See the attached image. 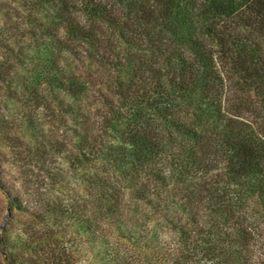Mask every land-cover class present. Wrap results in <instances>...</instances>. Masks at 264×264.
I'll return each instance as SVG.
<instances>
[{"label":"trees","instance_id":"16d2710c","mask_svg":"<svg viewBox=\"0 0 264 264\" xmlns=\"http://www.w3.org/2000/svg\"><path fill=\"white\" fill-rule=\"evenodd\" d=\"M13 1L1 264H264V0Z\"/></svg>","mask_w":264,"mask_h":264},{"label":"rangeland","instance_id":"374dc122","mask_svg":"<svg viewBox=\"0 0 264 264\" xmlns=\"http://www.w3.org/2000/svg\"><path fill=\"white\" fill-rule=\"evenodd\" d=\"M15 1L13 0H8L7 2H4L7 3L8 5L6 7L3 6V4L0 2V24L1 26H3L4 24H9L8 26L12 25L13 22L16 21V19L14 18V15L13 14H10V15H5V13H3V8L4 11L8 12V6H11V8H15L17 7L18 5L14 3ZM17 5V6H16ZM9 12H12V10L10 9ZM16 14H19V15H26L28 14V11L24 8H21L20 10H18L17 12H15ZM43 15H41L42 17ZM7 26V27H8ZM27 43L26 42H22V45H26ZM7 208H8V204L7 202L5 201V197L2 193H0V226L4 227V223H5V218L7 216ZM16 224H15V233H14V240H16V236L17 235H21L23 236L24 233H23V226L21 225L22 222H23V218L21 216H19V218L17 217V220H16ZM0 233L2 234V231L0 230ZM0 264H1V261H0Z\"/></svg>","mask_w":264,"mask_h":264},{"label":"water","instance_id":"95a60500","mask_svg":"<svg viewBox=\"0 0 264 264\" xmlns=\"http://www.w3.org/2000/svg\"><path fill=\"white\" fill-rule=\"evenodd\" d=\"M7 219V217L5 218V220Z\"/></svg>","mask_w":264,"mask_h":264}]
</instances>
